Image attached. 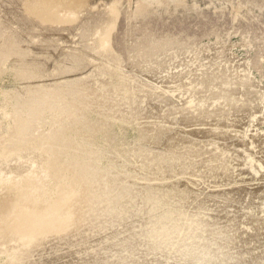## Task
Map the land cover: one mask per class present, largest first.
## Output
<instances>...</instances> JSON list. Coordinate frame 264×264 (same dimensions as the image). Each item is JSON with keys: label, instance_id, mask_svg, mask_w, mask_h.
Returning a JSON list of instances; mask_svg holds the SVG:
<instances>
[{"label": "rangeland", "instance_id": "374dc122", "mask_svg": "<svg viewBox=\"0 0 264 264\" xmlns=\"http://www.w3.org/2000/svg\"><path fill=\"white\" fill-rule=\"evenodd\" d=\"M0 216V264H264V0H0Z\"/></svg>", "mask_w": 264, "mask_h": 264}, {"label": "bare ground", "instance_id": "6f19581e", "mask_svg": "<svg viewBox=\"0 0 264 264\" xmlns=\"http://www.w3.org/2000/svg\"><path fill=\"white\" fill-rule=\"evenodd\" d=\"M106 26V25H105ZM110 26L109 27H107L106 29H105V31L101 34V36H100V42L102 43L101 45H102V47L103 48H105L106 46H108V44H107V42H108V37H107V35H108V31L110 30ZM102 29V28H101ZM100 35V34H99ZM98 45V44H97ZM99 47H101L100 45H98ZM108 50V49H107ZM105 52H106V50H105ZM103 53V52H102ZM106 53H108V52H106ZM89 54V53H88ZM105 56V55H104ZM106 56H107V54H106ZM90 57V56H89ZM88 61V60H87ZM106 61H107V59H106ZM110 63V62H109ZM106 64V63H105ZM90 65H92V64H90ZM111 66V65H110ZM109 66V67H110ZM116 66V65H115ZM112 67H114V64H113V66ZM111 69V68H110ZM115 76V75H114ZM120 81V80H119ZM122 82V81H121ZM118 83V82H117ZM101 84V83H100ZM108 84V83H107ZM119 84V83H118ZM118 84H116V85H118ZM123 84V83H122ZM96 86V85H95ZM100 86V85H99ZM102 87H104V85L103 86H100L99 88H101L102 89ZM121 87V86H120ZM123 87V86H122ZM121 87V88H122ZM105 88V87H104ZM92 89V88H91ZM95 89V88H94ZM116 89H120L119 87H117ZM123 89H124V87H123ZM82 90H83V88H82ZM98 90V89H97ZM103 90V89H102ZM113 90H114V88H113ZM79 93H81V96H82V92H81V90L79 91ZM108 95V94H107ZM124 96V95H123ZM80 98H82V97H80ZM115 99V98H114ZM110 100V99H109ZM107 101V100H106ZM116 101H118V100H116ZM111 102H114V100L113 101H111ZM110 102V103H111ZM116 103V102H115ZM114 103V104H115ZM120 103V102H119ZM79 104V103H78ZM108 104V103H107ZM118 104V103H117ZM76 105V104H75ZM109 105H112V104H109ZM119 105V104H118ZM105 106H106V104H105ZM105 106H104V108H105ZM115 107H117V105L115 106ZM123 107V106H122ZM109 108V107H108ZM61 110V109H60ZM66 110H68V109H66ZM70 110V109H69ZM119 110V109H118ZM118 110H116V111H118ZM60 112V111H59ZM115 112V111H114ZM98 113V112H97ZM117 113V112H116ZM120 113V112H119ZM62 114H64V113H62ZM99 114V113H98ZM70 115V114H69ZM63 117V116H62ZM26 120V119H25ZM26 123H27V120H26ZM79 125V124H78ZM82 125V124H81ZM26 127V126H25ZM74 127H75V125H74ZM28 128V127H27ZM76 128V127H75ZM83 128V127H82ZM81 128V129H82ZM24 129V128H23ZM26 129V128H25ZM27 130V129H26ZM75 130V129H74ZM80 130V129H79ZM71 132H72V130H71ZM108 132V131H107ZM80 133V132H79ZM109 134V133H108ZM106 135V134H105ZM54 136V135H53ZM109 137V136H108ZM111 137H113V136H111ZM60 138V137H59ZM107 138V137H106ZM113 139V138H112ZM142 139V138H141ZM114 140V139H113ZM144 140V139H143ZM54 141H55V139H54ZM57 141V140H56ZM55 143V142H54ZM145 143V142H144ZM143 143V144H144ZM75 146V145H74ZM79 152V151H78ZM85 153V152H84ZM87 154V153H86ZM154 154V153H153ZM75 155V154H74ZM48 157H49V155H48ZM159 157V156H158ZM147 158V157H146ZM154 158V157H153ZM59 161L61 160V158L60 159H58ZM58 160H53L54 162H52L51 163V166H53V167H51V168H53V169H51V170H53V171H51L52 172V174L54 175V176H56V177H59V178H63L64 176V174H63V167H66V166H68L67 164H64L65 166H63L62 164L64 163H62V162H60L61 163V165L60 164H58ZM154 160V159H153ZM156 161V160H155ZM151 163V162H150ZM77 164H78V162H77ZM96 166V165H95ZM94 167V166H93ZM92 167V168H93ZM99 167V166H98ZM143 167H145V166H143ZM68 168H70V167H68ZM72 168V167H71ZM70 168V169H71ZM96 168V167H95ZM147 168V167H146ZM65 169V168H64ZM67 169V168H66ZM73 169H76L75 167H73L72 168V170ZM69 170V169H68ZM71 170V171H72ZM93 171V170H92ZM67 172V171H66ZM96 172V171H95ZM98 173V172H97ZM132 173V172H131ZM96 174V173H95ZM60 176H62V177H60ZM83 176H85V175H83ZM99 178V177H98ZM58 179V178H57ZM70 180V179H69ZM93 180V179H92ZM65 181H66V179H65ZM88 182V181H87ZM107 183V182H106ZM119 190V189H118ZM121 190V189H120ZM122 191V190H121ZM23 192V191H22ZM147 193V192H146ZM24 194V193H23ZM88 195V194H87ZM104 195V191H103V194H102V196ZM133 195V194H132ZM100 196V195H99ZM105 196V195H104ZM130 196V195H129ZM140 196V198H141V195H139ZM139 196H137V197H139ZM25 197V196H24ZM98 197V196H97ZM131 197V196H130ZM136 197V196H135ZM100 198H101V196H100ZM107 198V197H106ZM129 198V197H128ZM26 199V198H25ZM132 199V198H131ZM138 199V198H137ZM142 200L144 199V198H141ZM65 200V199H64ZM90 200V199H89ZM119 200H120V198H119ZM134 200V199H133ZM136 200V199H135ZM139 200V199H138ZM164 200V199H163ZM162 200V201H163ZM45 201V200H44ZM70 201V200H69ZM122 201V200H121ZM174 201V200H173ZM43 202V201H42ZM45 202H47V201H45ZM44 202V203H45ZM49 202V201H48ZM66 202V201H65ZM73 202V201H72ZM97 202V201H96ZM123 202V201H122ZM135 202V201H134ZM167 202H169V201H167ZM58 203V202H57ZM61 204L63 203V201L62 202H60ZM66 203H68V202H66ZM71 203V202H70ZM100 203V202H99ZM141 203V202H140ZM142 203H143V205H144V202L142 201ZM46 204V203H45ZM43 205V206H46V205ZM72 204V203H71ZM77 204V203H76ZM88 204V203H87ZM86 204V205H87ZM101 205L103 204V203H100ZM100 204H97L98 206L100 205ZM63 206H64V204H62ZM75 205V204H74ZM96 205V204H95ZM137 205V204H136ZM139 205V204H138ZM14 206V205H13ZM57 206V205H56ZM61 207V205H58L57 207H55V208H52L53 210L52 211H55L56 209H60V207ZM125 206V205H124ZM130 206H131V204H130ZM141 206H142V204H141ZM66 207V206H65ZM118 207V206H117ZM120 207H121V205H120ZM126 208H127V206H125ZM143 207V206H142ZM159 207V206H158ZM13 208V207H12ZM66 208H68V205H67V207ZM66 208H64L65 210H67ZM71 208V207H70ZM70 208H69V210H70ZM81 208V207H80ZM82 208H84V207H82ZM87 208V207H86ZM132 208V207H131ZM131 208H130V210H131ZM136 208H139L138 206L136 207ZM146 208V207H145ZM14 209V208H13ZM89 209V208H88ZM110 209V208H109ZM123 209V208H122ZM133 209V208H132ZM140 209V208H139ZM100 210V209H99ZM108 210V209H107ZM137 210V209H136ZM51 211V212H52ZM62 211V210H61ZM81 211H83L82 209H81ZM101 211V210H100ZM99 211V212H100ZM133 211V210H132ZM141 211V210H140ZM144 211V210H143ZM162 211V210H161ZM86 212V211H85ZM102 212V211H101ZM106 212V211H105ZM134 212V211H133ZM139 212V211H138ZM148 212V211H147ZM62 213H64V211H62ZM69 213H71V212H69ZM83 213V212H82ZM88 213V212H87ZM107 213V212H106ZM143 213V212H142ZM65 214H66V212H65ZM133 214H135L136 215V213L134 212ZM51 215V214H50ZM68 215H70V214H66V216L64 215L63 216V218L64 219H67L68 217ZM85 215V214H84ZM104 215V214H103ZM123 215V214H122ZM125 215V214H124ZM138 215V214H137ZM136 215V216H137ZM101 216V215H100ZM106 216V215H105ZM118 216H119V214H118ZM117 216V217H118ZM1 217V216H0ZM70 217V216H69ZM35 218V217H34ZM63 218H61V220L63 219ZM105 218H108V217H105ZM116 218V217H115ZM135 218V217H134ZM46 219V218H45ZM60 219V218H59ZM69 219V218H68ZM84 219V218H83ZM105 220V219H104ZM135 220V219H134ZM164 220V219H163ZM71 221H73V220H71ZM4 224V223H3ZM106 231V230H105ZM104 231V232H105ZM103 232V231H102ZM26 240V239H25ZM155 244V243H154ZM158 245V244H157ZM175 247V246H174ZM153 248V247H152ZM164 249V248H163Z\"/></svg>", "mask_w": 264, "mask_h": 264}]
</instances>
